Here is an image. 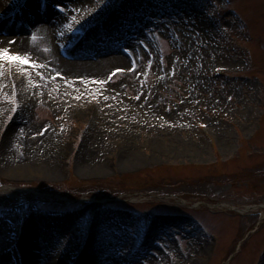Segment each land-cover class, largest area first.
<instances>
[{"label":"rangeland","instance_id":"374dc122","mask_svg":"<svg viewBox=\"0 0 264 264\" xmlns=\"http://www.w3.org/2000/svg\"><path fill=\"white\" fill-rule=\"evenodd\" d=\"M117 1L103 0V9L98 12V19L102 21L92 23L93 32L79 22V18L75 29L71 28L74 32H89L88 37L98 31L100 40H96L94 47H98L102 57L111 59L108 50L111 38L125 36L129 28L136 29L135 25H147L150 41L144 40L143 31L135 47L141 44L145 55L117 42L119 53L123 48L141 57L134 69L124 70L111 84L119 86L124 98L143 100L148 109L152 106L153 111L173 116L177 128L171 131L164 125L151 129L147 122L143 126H127L115 120L110 123L123 132L131 129L137 132L128 149L131 154L143 153L145 159L132 161L127 166L120 163V157L118 159L120 147L125 150L124 139L116 133L101 134L107 103L101 102L99 96L83 92L78 97L74 93L71 103L82 106L81 112L65 108L54 110L44 94L33 96L28 110L32 128L20 129L21 137L38 135L43 126L49 127V131L55 126L61 131V144L71 153L69 166L74 175L64 184L52 185L42 183L39 174L29 173L25 177L35 179L14 182L10 174L1 172L7 181L0 182V208L19 221L20 212L34 210L36 206L45 208L47 215L76 216L87 205L102 210L100 202H107L111 208L103 212L109 217L114 215L125 231L130 230L135 239L131 247L140 241L137 238L146 236L154 223L168 222L161 224V231L152 241L149 259L161 255V246L170 253L165 243L168 240L174 250L171 261L175 264H187L190 256L196 259L191 255V248L201 252L194 264L205 263L207 255L202 248L207 239L201 236L204 234L214 237L217 249L207 264H264V116L262 128L259 126L264 115V0H231L229 4L225 0H161L154 8L159 22L148 21L151 17L146 13L135 24L128 16L120 19L117 27L100 28L99 22L111 17L110 6L115 9L111 13L119 16L133 0H122L115 8ZM51 5L52 11L61 16L69 14L70 8L63 1ZM207 13L217 15V25L214 26ZM71 15L70 24L74 17ZM176 19L177 25L180 22L179 28L174 26ZM86 34L82 35V40ZM34 36L41 38L37 33H33ZM56 47L60 49L58 42ZM88 49L91 48L84 52ZM37 51L42 58H47L49 46H37ZM186 51L188 55L184 54ZM249 52L252 66L246 56ZM10 64L0 60V72L8 80V88L0 84V116L10 94H14L21 106ZM147 64L152 65L154 72L144 80ZM221 67L228 68L234 75L229 79L212 77V72ZM111 71L104 72V81ZM34 77L38 79V75ZM126 82L137 85L124 90L121 85ZM92 104L94 108L99 105L94 117L88 110ZM21 113L20 110L6 124L0 118V135L15 118L21 119ZM17 120L12 128L19 127ZM199 125L214 129V132L210 129L216 143L213 148L204 139ZM97 134L102 135L101 141ZM89 135L93 137L88 146L95 145V154L104 159L102 164L107 170L105 175L82 183L78 182L79 177L97 175L77 170L73 158V153H77L79 145ZM153 138L162 141L161 147L151 144ZM67 141L70 144H66ZM184 141L199 149L198 155L182 149ZM57 147L56 144L54 155ZM17 154L23 157L22 152ZM177 237L181 241V253L186 256L175 248ZM164 258L163 263L168 264L167 256ZM132 264L152 262L142 258Z\"/></svg>","mask_w":264,"mask_h":264},{"label":"bare ground","instance_id":"6f19581e","mask_svg":"<svg viewBox=\"0 0 264 264\" xmlns=\"http://www.w3.org/2000/svg\"><path fill=\"white\" fill-rule=\"evenodd\" d=\"M58 1H63L67 4L70 8L69 14L61 16L52 11L53 6L51 3ZM45 2L50 7L48 11L42 9ZM159 2L161 0H133L131 6H126L121 15L110 13V18L106 15L109 20L105 19L103 22H99L100 28L113 25L117 27L120 24V19L128 16L133 19L135 24L146 13L151 17L148 21L159 22L161 20L158 19L154 12V8L159 5ZM102 5L103 0H0V49L7 48L13 54L18 53L22 57H27L37 65L32 67L19 61H13L9 65V68H12V78L16 81L13 80L16 84V91L21 98V106L18 107L16 113L18 114L21 110L22 117L19 121L14 117L15 121L0 136V174L1 172L10 174L9 177L14 180L35 179L25 177L29 173L42 175L39 176L40 180L55 183H61L62 180L66 179L62 161L68 155L69 150L67 146L61 144L62 134L60 130L54 126L51 131H49V128L43 133V126L37 133L36 139L32 138L34 135H31L32 137L27 135L21 137L20 135V129L29 131L32 128L31 116L28 110L33 96L44 94L48 105L53 106L54 110H63L65 108L72 112L82 111V106L71 103L74 93L77 96L79 95L78 97L83 92H92V95L99 96L101 102L107 103L105 108L106 115L103 118L104 128L101 130V134L103 135V132L107 134L116 133L124 139L125 150L120 147L118 159L120 157V163L127 166L132 161H143L145 159L143 153L133 152L131 154L128 149L130 142H133L132 138L136 136L137 132L133 129L129 132H123L113 128L109 125L110 123L115 120L118 123L124 122L127 126H143L147 122L151 129L163 128L164 125L171 131L177 128L178 125H176V120L173 116L153 111L151 110L153 109L152 106L148 109V107H145L146 104L143 100L133 99L130 101L124 98L119 86L103 80L106 70L123 69L129 66L128 59L119 53L117 45L119 43L117 42H123L127 46L135 48L138 43L137 38L141 37L144 32L146 35L144 40L150 41L147 25L141 24L143 26L140 27L135 25L136 29L134 30L133 27H131L132 29L129 28L125 36L111 38V45L108 47L111 59L102 57L99 54L98 47H94L97 44L96 40L99 39L98 31L94 32L91 37H88V32L84 40L78 36L72 39L65 36V32H70L72 30L71 27H75L78 18L79 22L93 32L95 27L92 23L102 21L98 19L100 16L98 12L103 9ZM11 13H16L14 18H12L14 20L12 30L23 29V32L24 30L30 32L31 37L16 34L8 36L5 34V31L11 28L9 19L6 18ZM70 15L75 17H71L73 20L72 24H70ZM178 19L173 21L175 28H179L180 22L177 25ZM67 28L68 30H66ZM111 32L117 31L112 30ZM33 33L39 34L41 38L33 37ZM113 35L114 33L110 37H113ZM60 41L65 44L70 41L71 45H76L74 50L68 54L71 57L70 59L65 57L60 52V49L56 47L57 42L58 47L62 45V43L59 44ZM33 43H37V45ZM140 45L135 48V51L141 54L143 52L140 49ZM37 46L43 48L49 46L47 58H42L43 56L37 51ZM77 48L78 51H76ZM86 48L91 49L84 52ZM145 53L141 54V56L145 55ZM184 54L188 55L189 52L186 51ZM46 60L47 62L45 63L44 61ZM34 74L38 75V79L35 80L36 76L34 77ZM29 76H32L33 80L29 79ZM136 85V82H126L121 87L125 90L127 88L131 89ZM68 94L69 99H67ZM98 103L100 104V101ZM98 106L93 107L94 109L92 108L91 117L96 115ZM85 114H88V112H85ZM150 119H152L151 123ZM16 120L19 125L17 129L16 127L12 128ZM127 126L124 128H127ZM210 129L214 132L212 127ZM101 134H97L99 141L102 138ZM92 137L89 135V138L83 139L77 153H73L77 170L86 171L89 174H97L91 176L80 175L86 180L105 175L104 173L107 170L106 165L102 164L104 159L99 158L95 154V145L88 146ZM56 144L58 147L56 155H54ZM151 144L159 148L162 141L153 138L151 139ZM181 147L184 150H191L195 155H198L200 151L194 145L192 148L191 143L187 141H184V145ZM16 149H18V153H23V157L19 158L17 156ZM31 157L34 159H31ZM74 173L76 172L74 171ZM1 176L4 175L1 174ZM111 217L92 204L83 207L76 216L46 215L37 213L33 209L31 211H22L19 215V231L15 238L11 240V243L14 244L12 251L15 255L21 253L19 257L20 264H130L135 260L147 258L152 250V241L161 231V224L168 223L167 221L154 223L147 232L143 250L139 251L133 259H129L126 254L131 252V244L135 241L134 236L131 235L130 230L125 231L122 228L119 218V220H116L117 218L115 219L114 215H111ZM82 222H85L88 226L86 233L81 229ZM5 231L6 226L1 222L0 238L2 240L8 239ZM166 243L170 247L168 240H166ZM10 253L6 257L0 256V264H8L7 259L11 257ZM192 254L199 258L201 252L191 248ZM197 258L192 259L190 256L187 264H194ZM164 261L165 258L162 254L159 259H151L152 264H164Z\"/></svg>","mask_w":264,"mask_h":264},{"label":"snow or ice","instance_id":"6c2138e0","mask_svg":"<svg viewBox=\"0 0 264 264\" xmlns=\"http://www.w3.org/2000/svg\"><path fill=\"white\" fill-rule=\"evenodd\" d=\"M0 60H4L7 62L19 61L22 64L31 65L32 67L37 66L31 59L27 57H22L18 53L13 54L7 48L0 49Z\"/></svg>","mask_w":264,"mask_h":264}]
</instances>
